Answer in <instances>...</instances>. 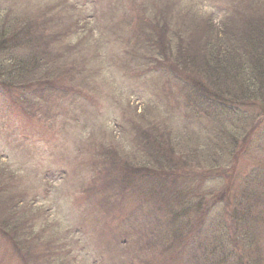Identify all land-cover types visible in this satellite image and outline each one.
<instances>
[{"label": "rangeland", "instance_id": "374dc122", "mask_svg": "<svg viewBox=\"0 0 264 264\" xmlns=\"http://www.w3.org/2000/svg\"><path fill=\"white\" fill-rule=\"evenodd\" d=\"M262 2L0 0L10 16H46L56 30L42 46L65 67L53 82L30 73L25 97L0 90V264H157L162 245L154 254L144 246L161 234L175 249L167 264H211L221 247L234 253L230 262L264 264V181L244 185L264 168V148L254 151L251 141L240 151L242 141L232 137L260 122L254 131L264 130L262 106L245 101L250 107L222 123L209 117L214 111L184 104L195 87L225 100L240 95L227 75L239 80L251 69L235 71L238 43L226 32L236 20H254ZM232 6L239 11L230 27ZM141 31L153 35L155 51L142 46ZM224 48L233 58L223 63L233 67L226 75L213 62ZM38 107L49 115L38 116ZM150 130L158 132L146 136ZM126 168L138 177L121 185L116 202L115 193L108 198L119 184L113 175ZM256 186L259 192H244ZM174 187L180 207L175 193L163 194ZM173 207L181 218L173 220ZM177 237L187 243L179 247Z\"/></svg>", "mask_w": 264, "mask_h": 264}, {"label": "trees", "instance_id": "16d2710c", "mask_svg": "<svg viewBox=\"0 0 264 264\" xmlns=\"http://www.w3.org/2000/svg\"><path fill=\"white\" fill-rule=\"evenodd\" d=\"M261 5L262 7L261 6L258 7V10L261 9V12L256 11L257 14H255L256 18L254 20L245 21V19H242L243 21L240 20V22L236 20L237 21V22L235 21L236 23L232 21V19L237 17V14L239 11L238 10L236 12L237 8H233L232 9L233 12L231 13L230 16H228V17L232 16L230 19L231 21L229 20L230 23L228 24V26L231 27L233 22H234L233 25L236 26L235 28L232 26V29L226 32L227 34H230L229 35V38H231L230 42L238 43V47L234 51L236 55L240 58V60L238 63L234 64L235 71L238 72L239 70H241V68H244L245 70V67H248L249 69H251L249 70L250 75L244 76L243 78L239 80L237 78H234L236 76L234 72L227 75L228 79H232L235 81L232 84L234 86L235 85L238 86L239 90L241 89L240 95L236 96L234 93H231L234 95L233 96L234 99L225 100L222 98V96H219V95L216 96L213 93H211L212 91L211 92L207 91V94H205L195 87L194 89L188 91L187 93L186 100L188 101V104L185 103L186 108L193 107L196 112L202 111L205 109H207L210 112L214 111L213 112L214 114L210 115L209 117L217 116L222 121V123L224 121H229L233 123L237 119V117L240 115L239 113L240 111H243L244 108H246V106L250 107L247 103H245V101L256 102L259 106H262L260 110L264 111V12H262L264 11V7H263L264 2H262ZM48 10L44 11V13L49 17L50 21L52 22V19H53V16L51 15L52 12L49 14ZM7 12L8 10L7 11L5 10L4 12H0V53L7 54L6 59L4 61L0 60V88L1 89L5 88L8 92H18L20 97H25L27 84H25L24 82L33 81V80H30V77H29L30 73L33 74L34 71H38L40 73L47 74L49 75V78H45V79L51 80L54 78L52 81H49V82H53V81L58 80L62 72H65L64 71L65 67L62 65L56 66L58 64L54 65L53 64L54 61L53 59H51V56H50L51 52L48 49H46L45 46H42L48 43L49 41H51V38H48V37H51L53 35V32H55L56 30V29H53L50 22L46 20L45 15H41L40 18L38 19H33V15L29 13L27 15H21V14L16 15L17 14L16 13L10 16V14H7ZM156 13L157 12L153 14H156ZM193 20L199 22V24L202 23L198 21L197 19H195L194 17H193ZM163 24H164L163 32L164 33L166 32V35L168 37V35L171 34L169 31L167 32L168 25L165 22H163ZM209 25L212 28L215 27V26H212L211 24ZM200 26H202V24H200ZM141 32L143 35V36L141 35L140 37L142 46L145 48H148V49L150 48L154 50V46L156 44L152 42L155 39V38L153 39V35L150 36V38H148V36H146L143 33V31ZM157 43H159V41H157ZM173 43H174L173 40L166 41V44H169V45H172ZM210 44L213 45V42L210 41ZM243 50L245 52H243ZM30 52L40 54L41 58L36 55L30 56ZM221 53L222 54L218 58H215L213 62L217 63L218 72H222L226 75V73L231 70L230 68H233V67H226L227 65L225 64L226 65L225 66L223 63L232 62L233 58L231 57L230 52L225 48L222 49ZM53 57L56 58L54 55ZM48 67H53L54 70ZM171 74L173 76H180L178 73L176 74L175 70L171 72ZM17 80L19 81V83L13 84V82ZM190 82L192 83V81ZM61 87L62 85L60 84H54L53 88L56 93H59V90H60L59 88ZM218 88H220L221 91H224V93H230V91H228L226 87L221 86L220 83L217 86V89ZM20 99L22 101V98ZM27 103L28 102L23 103L22 101L21 105L26 106ZM236 108H238L239 110L237 113H236ZM37 110L41 111V112H37L38 116L49 115V112H45L44 110H41L40 107H38ZM225 111H228V112H225ZM233 114H234V117H233ZM190 115L193 116V113L190 112ZM263 116H264V113H263ZM232 118L234 119L232 120ZM258 124L254 128H251V129L249 128L247 132L245 131L246 134H243V133L240 134L238 132V131H241L239 130L241 129L240 126L245 127V123H242L240 126L237 127L239 129L236 130L235 132L239 133L238 137L237 138H234V136L232 137H233L234 143H237L239 140L242 141L241 149H239L240 151H242L246 147V145L250 144L249 142L252 141L251 139L252 135L255 133L254 130L255 128H257ZM157 132L158 130L155 132L151 130L147 131L146 136L148 133L153 134ZM255 135L253 136V138L255 137ZM261 137L262 139H264V133L261 135ZM143 140L146 142H150V140L152 139L147 137V138H144ZM210 159H208L207 162L211 163ZM121 167H124V166H121ZM127 169L128 168L122 169L121 171L118 169L113 175L114 181L116 178L117 181H119V184L115 182V185L110 187L111 193L108 196V198L112 199L115 193L116 202L118 198L117 195H119L122 190L121 185L127 186L129 185L130 179H132L133 177L134 178L138 177V169L132 170L131 168L129 169V173H127L128 172ZM134 171L135 173H137V175L132 176V173ZM258 179H262L264 181V168H262V170L257 172L255 175L253 172L249 177H247L245 179L244 185L246 186L247 185H257L256 182L258 181ZM139 183H144V180L140 181ZM163 186L164 184L160 185V187H163ZM141 187H142V184L138 185L137 191H141L143 189ZM244 192H249L250 194L257 193L259 192L258 186L249 187L245 189ZM164 193H175V196L178 199L179 193L182 194V191L179 188L174 187L170 192L163 191V194ZM122 199L126 201L125 198H122ZM199 201H202L203 203L201 204L204 205L207 199L206 200L200 199ZM180 206H182V199L179 197L178 207ZM172 210H173L172 211L173 220H175L176 215H178V217L181 218L183 211H181V213H176V207H173ZM155 220L158 221L159 219H155L154 217L153 220L149 219L148 222H154ZM173 230L175 229L173 228ZM41 231H42L41 233H43L44 229H42ZM163 236L164 235L161 234L154 241L147 243V245L144 246V251L154 254L157 248L162 245L163 247L162 257L164 260L163 262L167 264L168 260L170 259L169 253L175 249L164 244V242L168 244V240L163 241V239H161L163 238ZM164 239H165V236H164ZM35 240L40 242L37 235L35 236ZM158 240H162L163 242L158 243L157 242ZM174 241L177 243L179 247L187 243L186 240L180 237L175 238ZM156 245H159V246L153 249ZM221 249H222V253H220V256H219L218 251H216L214 256L218 255V257L212 258V261L217 262L218 264H228V263L239 264V261L234 262L231 260L232 262H230L229 258H227V256H234L233 252L227 251V249H225L224 247H221ZM145 258H148V257H145ZM212 261H211V264H214V262ZM146 262L147 264H152L149 259H146ZM163 262L161 263L157 262V264H162Z\"/></svg>", "mask_w": 264, "mask_h": 264}]
</instances>
